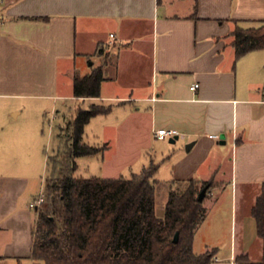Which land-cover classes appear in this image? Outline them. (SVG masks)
<instances>
[{
  "label": "crops",
  "instance_id": "1",
  "mask_svg": "<svg viewBox=\"0 0 264 264\" xmlns=\"http://www.w3.org/2000/svg\"><path fill=\"white\" fill-rule=\"evenodd\" d=\"M236 22H264V0H0V262L40 261L31 258L37 212L33 218L28 204L43 192L47 167L38 187L8 156L36 148L22 136L35 137L50 113L72 120L96 104L121 110L123 119L146 114L152 137L155 129H174V141L185 144L174 153L169 183L206 182L207 210L228 186L232 214L246 191L254 203L264 184V50L236 59ZM104 54L112 59L102 64ZM92 60L105 77L100 96L75 97L74 76L90 73ZM208 217L195 232L194 252L216 247L211 264H235L247 253L246 221L239 241L233 247L231 237L229 253L219 256L220 227L203 230Z\"/></svg>",
  "mask_w": 264,
  "mask_h": 264
},
{
  "label": "trees",
  "instance_id": "2",
  "mask_svg": "<svg viewBox=\"0 0 264 264\" xmlns=\"http://www.w3.org/2000/svg\"><path fill=\"white\" fill-rule=\"evenodd\" d=\"M231 36L236 59L264 50V22L246 27L236 22ZM104 80L102 67L75 75L73 95L99 97ZM110 109L96 104L78 109L68 122L64 143L57 135L64 148L47 158L44 181L50 204L45 210H36L31 258L45 264H211L215 248L200 254L193 250L195 232L207 216L203 205L207 194L203 201L198 200L206 182L191 179L181 184L185 185L181 192L169 189L163 215L158 216L154 179L157 164L144 167L128 179L74 177L77 157L101 152V148L84 143L85 126ZM250 213L262 253L258 261L251 260L248 253L239 254L235 264H264V184Z\"/></svg>",
  "mask_w": 264,
  "mask_h": 264
},
{
  "label": "rangeland",
  "instance_id": "3",
  "mask_svg": "<svg viewBox=\"0 0 264 264\" xmlns=\"http://www.w3.org/2000/svg\"><path fill=\"white\" fill-rule=\"evenodd\" d=\"M111 59V56L108 54L101 56L102 64L111 61ZM87 65L89 66V63ZM98 67H100V65H97V63L92 60V70ZM145 115L146 114L141 117L137 116L123 119L125 114L121 113V110L114 112L112 109L109 114L100 115L94 118L85 131L86 134L84 135V141L89 145L101 144V152L96 155L77 157L75 160L78 167L73 175L74 177L83 178L96 176L102 178L123 177L128 179L132 174L139 173L143 167L149 165L151 162L156 163L159 165V169L156 175L157 188L155 191V207L157 215L162 216L168 198L169 189L173 188L178 190V192H181L185 187V185L169 184V181L172 180L174 153L177 149L183 148L185 144L182 140L161 142L153 139L149 133L148 121ZM69 121L70 119L67 116L64 120L59 118L55 119L51 113L44 116V119H41L42 126L40 125L41 128L35 137L31 136L32 139H30V137L22 136L26 141L28 139L33 140L34 147L36 148H18L20 153L17 156H8L13 162H20L25 172L30 171L33 177H35V184L33 185L40 186L39 181L41 176H45L46 160L48 156L64 148V145L60 144V142L61 140L62 142L65 140ZM57 135L60 136V141ZM104 143H108V146H103L102 144ZM223 155H228V152H224ZM231 161L232 154H230L225 161L223 169L225 167L226 170L231 165ZM41 190L38 189V193L42 192L41 194H44L45 201L39 208V211L45 210L50 204V196L46 189L45 181L44 187L42 185ZM229 192L230 186L227 187L220 200L207 210L209 212V217L203 225V230L213 226L220 227L219 234L222 238L220 242L223 246L220 248L221 253L219 256H222L230 251L231 237L233 247L235 245V237L236 240L239 241V238L241 237L239 231L241 219L246 221L245 231L242 234L245 237L243 241L245 243L244 250L249 254L251 260L258 261L262 253V245L261 241L257 239L254 218L248 213L250 212V205L253 203V195H250V191H246V198L239 201L237 204L238 209L232 214L231 200L229 195H227ZM251 192L254 194L252 190ZM28 210L34 218L36 215L35 209ZM249 220L253 222V227H251V229L248 226ZM8 235L4 234V241L8 239ZM196 250L202 252L205 249L201 248L198 244L196 245ZM0 264L45 263L43 261L18 262L16 260H8L0 262Z\"/></svg>",
  "mask_w": 264,
  "mask_h": 264
},
{
  "label": "built area",
  "instance_id": "4",
  "mask_svg": "<svg viewBox=\"0 0 264 264\" xmlns=\"http://www.w3.org/2000/svg\"><path fill=\"white\" fill-rule=\"evenodd\" d=\"M198 87H199V84L194 83L191 86V90L195 91ZM152 135H153L154 139H156V140H167V139H173V138L179 136V132L177 130H174V129L159 128V129L153 130ZM212 137L219 139L218 135H213ZM44 201H45L44 194H41V195L37 196L36 198H33L29 202L28 206L30 209L37 210L43 205Z\"/></svg>",
  "mask_w": 264,
  "mask_h": 264
},
{
  "label": "water",
  "instance_id": "5",
  "mask_svg": "<svg viewBox=\"0 0 264 264\" xmlns=\"http://www.w3.org/2000/svg\"><path fill=\"white\" fill-rule=\"evenodd\" d=\"M222 139H223V136H220V140H222ZM173 141H174V139L171 140V142H173ZM221 143H224V141L222 140ZM193 145H194L193 142L190 143V144H187L186 145V150L189 151L192 148ZM207 189H208L207 185L201 189L200 193L198 194V200L199 201H203V199L206 196ZM175 240H177V237H175Z\"/></svg>",
  "mask_w": 264,
  "mask_h": 264
}]
</instances>
